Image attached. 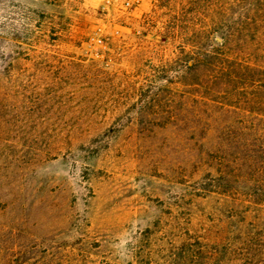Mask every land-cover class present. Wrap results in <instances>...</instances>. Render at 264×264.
<instances>
[{
  "label": "rangeland",
  "instance_id": "rangeland-1",
  "mask_svg": "<svg viewBox=\"0 0 264 264\" xmlns=\"http://www.w3.org/2000/svg\"><path fill=\"white\" fill-rule=\"evenodd\" d=\"M156 4L0 0V264H163L183 239L234 242L237 201L264 188L241 165L264 159V116L188 95ZM219 169L233 197L208 191ZM244 220L264 243V206Z\"/></svg>",
  "mask_w": 264,
  "mask_h": 264
},
{
  "label": "trees",
  "instance_id": "trees-1",
  "mask_svg": "<svg viewBox=\"0 0 264 264\" xmlns=\"http://www.w3.org/2000/svg\"><path fill=\"white\" fill-rule=\"evenodd\" d=\"M156 3L170 11L168 26L163 29L168 34L164 38L178 45L174 61L178 62L179 56L185 59L186 79L178 82L188 85V95L227 111L264 116V0H156ZM245 153L241 165L244 161L254 174L264 176V159L259 151ZM219 171L214 189L208 191L233 197L231 185L237 180L232 173ZM252 181L251 190L242 194L245 199L237 201V205L246 206L247 219L258 204L264 206V188H255L260 182ZM242 218L233 229L234 242L229 241L227 248L203 244L198 239L187 243L183 239L163 264H221L231 252L243 264H249L252 252L264 254V243L256 237L250 221L244 222Z\"/></svg>",
  "mask_w": 264,
  "mask_h": 264
}]
</instances>
